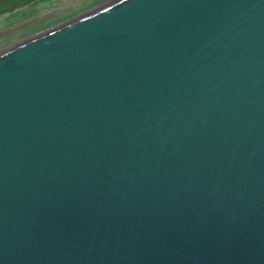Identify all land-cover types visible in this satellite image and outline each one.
I'll return each instance as SVG.
<instances>
[{"label": "water", "instance_id": "obj_1", "mask_svg": "<svg viewBox=\"0 0 264 264\" xmlns=\"http://www.w3.org/2000/svg\"><path fill=\"white\" fill-rule=\"evenodd\" d=\"M0 264H264V0H109L0 50Z\"/></svg>", "mask_w": 264, "mask_h": 264}, {"label": "rangeland", "instance_id": "obj_2", "mask_svg": "<svg viewBox=\"0 0 264 264\" xmlns=\"http://www.w3.org/2000/svg\"><path fill=\"white\" fill-rule=\"evenodd\" d=\"M98 1L100 0H55V4L57 7L54 11L55 15L51 16L50 18H46L45 20H41V24L38 26H36L35 24L34 26L30 25L28 23L30 19H28L27 17L23 18V16H16L14 18H10L7 21V26L9 27V29H0V50L16 42H20L25 38H29L31 36H35L52 28H55L80 14L96 8L98 5H101L109 0H102L101 2ZM95 2L97 3L94 4V6L90 7V5ZM43 12V14L47 13V11ZM5 23L6 21L0 22V28ZM47 26L48 28H52H43Z\"/></svg>", "mask_w": 264, "mask_h": 264}, {"label": "flooded vegetation", "instance_id": "obj_3", "mask_svg": "<svg viewBox=\"0 0 264 264\" xmlns=\"http://www.w3.org/2000/svg\"><path fill=\"white\" fill-rule=\"evenodd\" d=\"M102 0L98 1L101 2ZM97 2L90 5L94 6ZM55 0H0V22L6 21L0 29H9L8 19L16 16L30 19L28 23L32 26L41 24V20L50 18L55 15L56 9ZM88 9V8H87ZM86 9V10H87ZM43 11L47 13L43 14ZM43 12V13H42ZM52 13V14H51ZM49 14V15H46ZM44 29H50L43 27Z\"/></svg>", "mask_w": 264, "mask_h": 264}, {"label": "bare ground", "instance_id": "obj_4", "mask_svg": "<svg viewBox=\"0 0 264 264\" xmlns=\"http://www.w3.org/2000/svg\"><path fill=\"white\" fill-rule=\"evenodd\" d=\"M16 43H19V42H16Z\"/></svg>", "mask_w": 264, "mask_h": 264}]
</instances>
